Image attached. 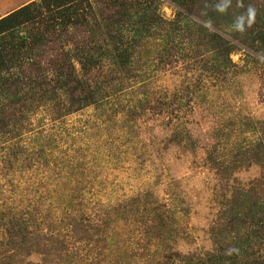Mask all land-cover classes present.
<instances>
[{
	"label": "rangeland",
	"instance_id": "obj_1",
	"mask_svg": "<svg viewBox=\"0 0 264 264\" xmlns=\"http://www.w3.org/2000/svg\"><path fill=\"white\" fill-rule=\"evenodd\" d=\"M33 1L0 0V19ZM125 1L85 0L78 7L86 12L89 3L97 16L117 18ZM161 3L162 14L174 18V4ZM50 19L45 13L24 25L22 35L43 32L45 42L33 65L20 55L2 74L10 90L30 75L44 81L37 89H51L55 77L72 71L69 54L92 43L89 23L44 31ZM183 47L186 54L173 46L168 57L159 55L135 85L148 101L135 115L109 103L79 108L75 102L59 117L66 107L52 101L30 113L19 140L29 157L33 136L53 135L48 159L29 166L20 156L10 163L0 144V211L15 208V221L26 223L20 228L25 237L11 229L15 264H200L221 248V231L232 226L230 210L245 206L241 195L264 199V142H258L264 139V56L240 43L231 70L213 71L204 65L203 46L193 48L186 39ZM98 68L89 73L99 74ZM8 103V112L20 107ZM240 144L250 152L239 154ZM9 235L0 229V247ZM259 247L264 252V244Z\"/></svg>",
	"mask_w": 264,
	"mask_h": 264
},
{
	"label": "trees",
	"instance_id": "obj_2",
	"mask_svg": "<svg viewBox=\"0 0 264 264\" xmlns=\"http://www.w3.org/2000/svg\"><path fill=\"white\" fill-rule=\"evenodd\" d=\"M84 1L34 0L0 19V144L8 148L10 163L18 161L20 156L29 161V166L41 159H48V150L56 142L53 135L33 136L30 142L35 144L34 151L29 157L25 156V146L19 144L28 127L26 119L45 103L61 101L66 108L61 110L59 117L70 113L75 102L79 103V108L88 105L100 108L109 103L112 110L118 111L119 107L129 115L138 113L148 101L141 95L142 87L135 88V85L142 84L143 77L148 74V68L154 66L156 58L159 55L168 57L173 46L179 53L186 54V47H183L186 39L193 48L203 46L204 65L213 71L231 70V54L239 48L240 43L264 56V0L256 4V0H169L175 6V17L171 19L162 14V0H126L122 4L125 9L117 18L97 16L88 2L90 9L81 12L78 3L84 4ZM218 6L225 7L226 11H218ZM249 7L256 11L251 26L247 15ZM188 12H193L200 21L188 15ZM45 13H50L51 21L44 31L50 27L89 23V39L92 43L69 54L72 71L55 77L51 89L44 86L37 89L36 85H44V81H35L30 75L22 86L10 90L6 86L9 84L8 78L2 74L15 66L20 55H24L26 61L31 60L33 65L34 55L41 51V45L45 42L43 32L22 35L21 31L25 24L38 21ZM240 17H243V31L236 28L241 23ZM195 30L200 32L199 36L194 35ZM253 59L255 57L248 54L250 63ZM98 67L101 68L99 74L89 73ZM81 91L84 94L77 95ZM8 102L19 104L20 107L8 112L5 109L11 105ZM234 128L235 125L231 127L232 130ZM255 129L260 131V127ZM262 132L264 136L263 127ZM258 142L262 144L264 139ZM253 145L250 143L249 147ZM234 149L239 154L250 152L243 144ZM239 203L245 206L241 209L236 205L237 209L230 210L232 226L228 231H221L222 237L218 240L221 248L216 253H208L200 258V264H264V252L260 247L257 248L259 243L264 244V199L255 197L248 200L241 195ZM66 214L65 219L69 217ZM16 217L15 208L0 211V229L11 235L0 247V264H15L11 249L18 248L12 230L19 236L25 237L27 234L22 233L23 228L20 232V228L26 225L25 220L20 223L15 221ZM162 225L163 222L159 225L156 223L155 231L156 227L162 228ZM65 228L68 231L69 227ZM227 238L233 240L231 246L225 244ZM165 240L166 237L161 243H166ZM120 261L117 259L114 264L124 263Z\"/></svg>",
	"mask_w": 264,
	"mask_h": 264
},
{
	"label": "clouds",
	"instance_id": "obj_3",
	"mask_svg": "<svg viewBox=\"0 0 264 264\" xmlns=\"http://www.w3.org/2000/svg\"><path fill=\"white\" fill-rule=\"evenodd\" d=\"M218 11L224 12V11H226V9H225V7H219L218 6ZM247 15H248V18H249V26H251V24L254 23V21H255V16H256L255 9L252 8V7H249L248 11H247ZM239 19H240L241 23L237 24L236 28L238 30H240V31H243L244 30L243 29V25H242L243 17H240ZM229 254H230V252H229Z\"/></svg>",
	"mask_w": 264,
	"mask_h": 264
}]
</instances>
